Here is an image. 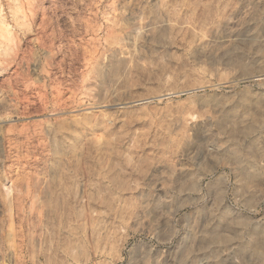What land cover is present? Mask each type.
<instances>
[{
  "label": "rangeland",
  "instance_id": "rangeland-1",
  "mask_svg": "<svg viewBox=\"0 0 264 264\" xmlns=\"http://www.w3.org/2000/svg\"><path fill=\"white\" fill-rule=\"evenodd\" d=\"M0 264H264V0H0Z\"/></svg>",
  "mask_w": 264,
  "mask_h": 264
},
{
  "label": "bare ground",
  "instance_id": "bare-ground-1",
  "mask_svg": "<svg viewBox=\"0 0 264 264\" xmlns=\"http://www.w3.org/2000/svg\"><path fill=\"white\" fill-rule=\"evenodd\" d=\"M4 191H5L6 196L9 197L11 194V186L8 183L4 184Z\"/></svg>",
  "mask_w": 264,
  "mask_h": 264
}]
</instances>
